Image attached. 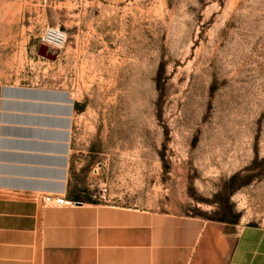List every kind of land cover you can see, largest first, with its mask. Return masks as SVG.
Here are the masks:
<instances>
[{
	"label": "rangeland",
	"instance_id": "1",
	"mask_svg": "<svg viewBox=\"0 0 264 264\" xmlns=\"http://www.w3.org/2000/svg\"><path fill=\"white\" fill-rule=\"evenodd\" d=\"M0 83L18 125L69 106L67 198L264 226V0H0Z\"/></svg>",
	"mask_w": 264,
	"mask_h": 264
},
{
	"label": "crops",
	"instance_id": "2",
	"mask_svg": "<svg viewBox=\"0 0 264 264\" xmlns=\"http://www.w3.org/2000/svg\"><path fill=\"white\" fill-rule=\"evenodd\" d=\"M17 93L45 101L57 95ZM9 94L0 83V264H264V226L91 203L44 206L45 195L72 200L70 108L60 124L50 115L18 125L9 119Z\"/></svg>",
	"mask_w": 264,
	"mask_h": 264
},
{
	"label": "built area",
	"instance_id": "3",
	"mask_svg": "<svg viewBox=\"0 0 264 264\" xmlns=\"http://www.w3.org/2000/svg\"><path fill=\"white\" fill-rule=\"evenodd\" d=\"M66 42L67 33L59 27L49 25L43 28L39 38V43L46 46L48 50L56 56L58 55V52L64 48ZM79 203L81 202L68 200L62 196L45 195L42 198V204L44 206L73 207Z\"/></svg>",
	"mask_w": 264,
	"mask_h": 264
},
{
	"label": "water",
	"instance_id": "4",
	"mask_svg": "<svg viewBox=\"0 0 264 264\" xmlns=\"http://www.w3.org/2000/svg\"><path fill=\"white\" fill-rule=\"evenodd\" d=\"M37 55L41 56L47 60L55 61L56 60V55L54 53H51L48 48L44 45H39L37 49ZM78 205H81L79 203Z\"/></svg>",
	"mask_w": 264,
	"mask_h": 264
},
{
	"label": "trees",
	"instance_id": "5",
	"mask_svg": "<svg viewBox=\"0 0 264 264\" xmlns=\"http://www.w3.org/2000/svg\"><path fill=\"white\" fill-rule=\"evenodd\" d=\"M76 201H78V202H82V203H83V201H79V200H76ZM87 203H92V202H87Z\"/></svg>",
	"mask_w": 264,
	"mask_h": 264
}]
</instances>
